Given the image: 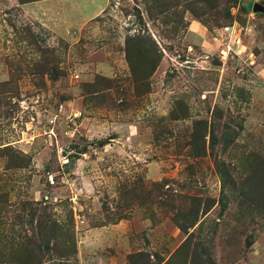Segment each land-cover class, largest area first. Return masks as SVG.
I'll return each instance as SVG.
<instances>
[{"label":"rangeland","instance_id":"obj_1","mask_svg":"<svg viewBox=\"0 0 264 264\" xmlns=\"http://www.w3.org/2000/svg\"><path fill=\"white\" fill-rule=\"evenodd\" d=\"M0 264H264V0H0Z\"/></svg>","mask_w":264,"mask_h":264},{"label":"trees","instance_id":"obj_2","mask_svg":"<svg viewBox=\"0 0 264 264\" xmlns=\"http://www.w3.org/2000/svg\"><path fill=\"white\" fill-rule=\"evenodd\" d=\"M187 220H188V221H187ZM186 221L189 222L188 224H189V226H190V227H189V226L187 225V227L192 228L193 225H194V224H193V221H192L190 218H187ZM191 223H192V224H191ZM190 224H191L192 226H191Z\"/></svg>","mask_w":264,"mask_h":264}]
</instances>
